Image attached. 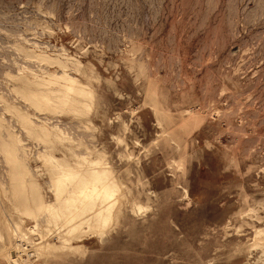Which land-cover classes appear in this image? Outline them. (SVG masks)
I'll return each mask as SVG.
<instances>
[{
	"label": "rangeland",
	"instance_id": "obj_1",
	"mask_svg": "<svg viewBox=\"0 0 264 264\" xmlns=\"http://www.w3.org/2000/svg\"><path fill=\"white\" fill-rule=\"evenodd\" d=\"M71 78L92 93L87 116L28 102ZM0 121V264L15 253L1 139L20 142L50 202L28 135L44 127L104 154L125 188L106 242L31 263L264 264V0H0Z\"/></svg>",
	"mask_w": 264,
	"mask_h": 264
},
{
	"label": "bare ground",
	"instance_id": "obj_2",
	"mask_svg": "<svg viewBox=\"0 0 264 264\" xmlns=\"http://www.w3.org/2000/svg\"><path fill=\"white\" fill-rule=\"evenodd\" d=\"M46 90L48 88L38 87L28 94L27 100L36 110L51 112L52 115L67 113L75 117L89 112L91 104L87 98L92 100V93L74 79H67L65 86L50 94H46ZM15 113L22 118L16 110ZM23 124L27 125V122ZM0 125V129H4L1 121ZM48 130L45 127L39 132L30 130L28 135L45 146L39 158L45 161L49 175V186L54 195L50 202L29 168L26 150L20 142H15L8 134L1 139V149L10 166L11 186L6 197L10 199L9 205L15 216L8 224L5 223L6 238L14 243L10 250L15 252L9 256V264H33L29 261L33 257L37 261L43 256L47 260L54 255H69L78 249L73 244L83 243L85 239L98 238L100 242H106L108 232L118 221L117 212L125 187L106 156L98 153L93 158L96 151L85 144H79L80 150L69 149L63 143L66 138L62 140L58 135V140L53 141L52 132ZM59 140L62 142L57 145ZM115 140L122 143L118 136ZM59 144L70 153L69 158L66 154L59 159L55 157ZM147 210L134 204L133 213H146ZM25 220L33 222L34 226L26 228ZM0 233L1 243H5L1 229ZM258 236L261 241L255 248L264 252V233L260 232ZM51 239H56L59 244L52 243ZM26 245L31 246L32 251ZM23 255L28 260L24 261Z\"/></svg>",
	"mask_w": 264,
	"mask_h": 264
}]
</instances>
